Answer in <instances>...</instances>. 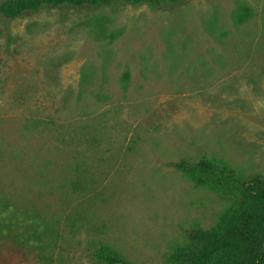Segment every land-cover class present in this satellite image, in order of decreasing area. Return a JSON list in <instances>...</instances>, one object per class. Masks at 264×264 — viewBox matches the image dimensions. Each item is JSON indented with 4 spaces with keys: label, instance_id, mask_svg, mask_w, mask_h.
I'll use <instances>...</instances> for the list:
<instances>
[{
    "label": "rangeland",
    "instance_id": "obj_1",
    "mask_svg": "<svg viewBox=\"0 0 264 264\" xmlns=\"http://www.w3.org/2000/svg\"><path fill=\"white\" fill-rule=\"evenodd\" d=\"M187 157L264 176V0L0 16V195L60 234L52 260L0 241V264H94L98 244L163 264L225 206L169 164Z\"/></svg>",
    "mask_w": 264,
    "mask_h": 264
},
{
    "label": "trees",
    "instance_id": "obj_2",
    "mask_svg": "<svg viewBox=\"0 0 264 264\" xmlns=\"http://www.w3.org/2000/svg\"><path fill=\"white\" fill-rule=\"evenodd\" d=\"M181 0H2L0 16L16 18L26 12L59 6H103L116 2L131 5H157ZM252 15V10L240 4L233 21L241 24ZM122 30L111 31L114 40ZM128 71L122 75L125 87ZM193 185L217 191L225 197V206L214 224L207 228L195 225L187 232L186 241L170 248L163 264H264V176L244 178L226 164L201 158H184L170 162ZM59 222L46 219L31 207L14 204L0 195V241L9 240L20 249L37 252L43 259L52 260L60 234ZM45 251H48L46 253ZM56 261L64 259L57 251ZM94 264H134L107 244H98L91 250Z\"/></svg>",
    "mask_w": 264,
    "mask_h": 264
}]
</instances>
